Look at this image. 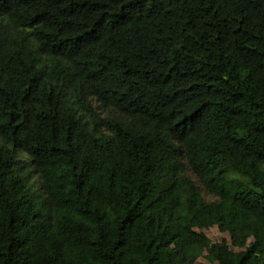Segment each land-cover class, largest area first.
I'll return each mask as SVG.
<instances>
[{"label":"trees","instance_id":"trees-1","mask_svg":"<svg viewBox=\"0 0 264 264\" xmlns=\"http://www.w3.org/2000/svg\"><path fill=\"white\" fill-rule=\"evenodd\" d=\"M206 249L264 264V0H0V264Z\"/></svg>","mask_w":264,"mask_h":264},{"label":"rangeland","instance_id":"rangeland-1","mask_svg":"<svg viewBox=\"0 0 264 264\" xmlns=\"http://www.w3.org/2000/svg\"><path fill=\"white\" fill-rule=\"evenodd\" d=\"M101 114L102 116L106 115L105 111H101ZM203 194L209 200L214 199V197L211 194L205 192L204 190H203ZM204 231L212 241L226 240L233 250H239V248H237L232 244L230 233L220 231L217 225H213L209 229H204ZM207 254H208V249L204 251L203 255L200 258L193 261L192 264H215V263H210V261L207 259Z\"/></svg>","mask_w":264,"mask_h":264}]
</instances>
